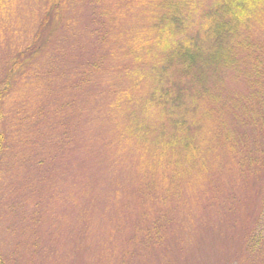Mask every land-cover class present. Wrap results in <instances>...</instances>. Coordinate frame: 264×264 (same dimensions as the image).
<instances>
[{"label":"rangeland","instance_id":"1","mask_svg":"<svg viewBox=\"0 0 264 264\" xmlns=\"http://www.w3.org/2000/svg\"><path fill=\"white\" fill-rule=\"evenodd\" d=\"M167 1L0 0L6 264H264L263 131L233 121L249 134L239 149L194 95L185 118L165 96L160 70L179 78L165 59L176 37L159 28ZM211 2L192 0L188 31ZM255 20L264 38V5Z\"/></svg>","mask_w":264,"mask_h":264},{"label":"trees","instance_id":"2","mask_svg":"<svg viewBox=\"0 0 264 264\" xmlns=\"http://www.w3.org/2000/svg\"><path fill=\"white\" fill-rule=\"evenodd\" d=\"M213 1L208 9L202 11L204 24L203 21L198 26L194 24L192 32L187 30L186 16L192 0L167 1L168 11L160 18L159 28L162 29L161 33L172 34L169 40L176 37L175 41L165 47L166 53L168 52L165 59L177 69L179 78L173 80L168 73L166 75L167 68L164 67L160 70L162 77L159 78V87L168 88L170 92L165 96L170 95L172 102L182 98V118L187 116V108L191 106L190 96L186 94L194 95L196 110L210 114L214 125L220 127L219 132L231 145L238 140L241 143L240 149L249 140V134L238 136L237 130L232 131V127L238 128L233 123L236 120L241 121L243 128H248L246 125L260 127L263 133L259 135V142L264 143V38L254 24L257 23L255 19L264 5V0ZM63 3L66 0H50L52 7ZM192 4L196 6V3ZM115 16L118 17L116 13ZM114 17L110 16L109 25L114 23ZM99 25L100 23L90 27L95 36L101 34ZM247 33L249 34L246 36ZM145 54L137 55V61L145 67L152 65L150 69H158L163 65H157V60L162 62V58L147 56L149 48L147 55ZM7 79L8 76L0 83L4 89ZM179 79L184 82L181 84ZM244 79L248 82L246 93ZM163 82L166 86H162ZM186 97L189 99H185ZM187 101L190 102L188 106ZM228 108L232 110V116H220L221 113H229ZM171 117L176 122L172 114ZM178 124L186 125L183 122ZM259 142L257 144L264 147ZM248 154L262 160L259 152L250 150ZM262 220L264 224V217ZM263 224L261 222L258 235L264 234ZM0 264H6L2 253Z\"/></svg>","mask_w":264,"mask_h":264}]
</instances>
